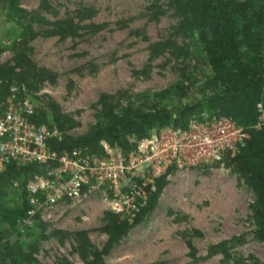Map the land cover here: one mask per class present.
Returning a JSON list of instances; mask_svg holds the SVG:
<instances>
[{
  "label": "rangeland",
  "instance_id": "374dc122",
  "mask_svg": "<svg viewBox=\"0 0 264 264\" xmlns=\"http://www.w3.org/2000/svg\"><path fill=\"white\" fill-rule=\"evenodd\" d=\"M8 1L0 0V66L14 65L17 54L25 50L37 69L50 74L32 75L27 84L13 81L10 87H23L18 97L30 98L36 112L46 114L41 123L59 135L87 132L96 122L103 94L111 95L120 107L128 97L140 102L185 76L193 83L187 95L168 96L163 102L176 107L199 98L201 85L211 74L200 43L181 29L170 0H20L12 10ZM83 8L92 12L83 13ZM59 19H72L80 26L78 34L46 35ZM167 41L174 45L157 49L156 44ZM49 103L72 120L64 125V132L53 121ZM79 151L109 158L105 149L104 155L85 148ZM45 170L37 168L25 187L35 184V177H43ZM23 179L24 175L7 184L4 199L15 197ZM105 193L84 189L78 200L60 199L52 207L40 208L28 223L21 219L10 226L6 237L21 241L24 249L36 243L33 256L41 264H61L63 259L83 264L77 233L88 240L86 260L92 259L94 249L102 250L108 238L104 215L112 212ZM253 199L227 161L223 169L175 175L166 181L155 207L102 255V262L234 264L251 256L264 260V242L254 235ZM223 241H228V257L211 250Z\"/></svg>",
  "mask_w": 264,
  "mask_h": 264
},
{
  "label": "trees",
  "instance_id": "16d2710c",
  "mask_svg": "<svg viewBox=\"0 0 264 264\" xmlns=\"http://www.w3.org/2000/svg\"><path fill=\"white\" fill-rule=\"evenodd\" d=\"M18 1L9 0L8 8L16 9ZM170 2L180 16L181 29L200 43L210 67L211 74L202 83L199 98L181 101L176 107H168L163 103L168 96L183 98L187 95L193 83L189 84L185 76L165 89L148 94L140 102L134 103L128 97L127 103L120 107L111 95L103 94L99 98L100 109L95 114L96 122L89 130L80 135L63 133L60 139L49 140L51 149L71 153L85 148L93 154L104 155L102 142H106L127 152L130 149L127 140L129 135L141 138L165 125L184 127L191 117L203 111L230 117L244 127L255 122L256 104L262 102L264 105V0ZM81 10L83 13L92 12L90 8ZM51 25L52 28L45 31L46 35H58L60 38L76 36L80 28L72 19H59ZM25 43L21 41V44ZM173 45L171 41L156 44L157 49ZM40 74L50 77L47 71L37 69L25 50H21L14 65L0 66V103L4 102L13 81L27 84L30 76ZM47 108L57 128L64 132V125L71 124L72 120L62 114L54 103H49ZM45 116L43 111H37L29 118L32 122L41 123ZM227 165L253 193L250 210L254 235L264 242V129H251L245 144L227 158ZM37 168V165L11 164L0 171V264H41L33 256L36 243L29 244L26 250L21 241H11L6 237L9 227L23 219L31 207L25 186L28 176L38 172ZM23 175L25 179L21 182L20 191L14 198L4 199L7 184ZM165 185L164 177L156 180L155 191L148 195L146 204L131 220L105 213L104 230L108 238L102 250L91 251L92 259L83 257L88 253V240L82 232L77 233L81 256L85 258L83 264H104L102 255L155 207ZM227 244L228 241L214 244L211 250L222 252L228 257ZM61 264L70 263L63 259ZM234 264H264V260L251 256L249 259H238Z\"/></svg>",
  "mask_w": 264,
  "mask_h": 264
},
{
  "label": "built area",
  "instance_id": "2783aa9c",
  "mask_svg": "<svg viewBox=\"0 0 264 264\" xmlns=\"http://www.w3.org/2000/svg\"><path fill=\"white\" fill-rule=\"evenodd\" d=\"M21 90L10 87L0 109V171L11 164L46 168L45 175L35 177V184L30 182L26 188L31 207L22 219L25 223L40 208L52 207L60 199L78 200L84 189L106 191L109 210L131 220L155 191L156 180L164 177L167 181L192 170L223 169L227 158L245 144L251 129H264L262 102L256 104L255 122L248 127L203 111L184 127L165 125L141 138L129 135L127 152L102 142L109 158L97 159L81 154L80 149L71 153L51 149L49 140L61 135L30 120L36 109L30 98L18 97Z\"/></svg>",
  "mask_w": 264,
  "mask_h": 264
}]
</instances>
